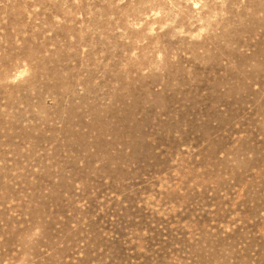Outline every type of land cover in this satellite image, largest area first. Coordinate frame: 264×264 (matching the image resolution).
Returning <instances> with one entry per match:
<instances>
[{"label":"rangeland","instance_id":"374dc122","mask_svg":"<svg viewBox=\"0 0 264 264\" xmlns=\"http://www.w3.org/2000/svg\"><path fill=\"white\" fill-rule=\"evenodd\" d=\"M0 264H264V0H0Z\"/></svg>","mask_w":264,"mask_h":264}]
</instances>
